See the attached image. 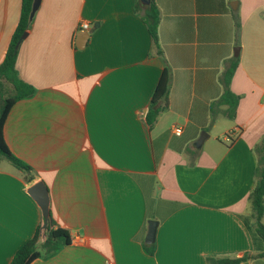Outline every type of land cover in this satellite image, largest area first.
<instances>
[{
  "label": "crops",
  "instance_id": "obj_1",
  "mask_svg": "<svg viewBox=\"0 0 264 264\" xmlns=\"http://www.w3.org/2000/svg\"><path fill=\"white\" fill-rule=\"evenodd\" d=\"M137 2L42 0L35 13L16 69L36 92L4 125L9 150L32 172L0 167V264L40 224L26 192L38 181L71 244L31 264H208L246 254L242 264H264L248 203L264 136V0H155L162 55ZM21 5L0 0V64ZM230 59L239 62L232 119L227 105L212 110ZM166 68L169 108L150 129ZM150 220L159 222L153 255L143 249Z\"/></svg>",
  "mask_w": 264,
  "mask_h": 264
},
{
  "label": "trees",
  "instance_id": "obj_2",
  "mask_svg": "<svg viewBox=\"0 0 264 264\" xmlns=\"http://www.w3.org/2000/svg\"><path fill=\"white\" fill-rule=\"evenodd\" d=\"M32 4L33 0H22L17 27L11 37L5 58L0 64V155L24 174H30L32 169L16 158L9 150L4 139V125L13 105L19 100L32 97L36 92L34 86L19 78L16 69V60L22 42V36L32 25ZM136 12L147 25L156 53L162 55L163 52L158 37L161 13L155 0H151V4L148 7H144L140 0H138ZM238 63V59H230L225 62L224 71L220 76L223 94L220 99L215 101L212 105V110L217 104L227 105L228 109L226 115L231 119L235 117V111L240 99L239 96L232 92L230 87ZM170 88L171 73L169 69L166 68L158 82L148 112L145 116L146 124L150 129L155 126L159 116L169 108ZM257 159L258 164L254 186L249 194L248 203L250 205V215L253 219L252 227L256 235L264 242V136L257 147ZM31 180V176L27 177L28 182H31ZM43 223L44 217L42 215L40 224L36 228L33 236L17 249L9 264H31L36 259L55 254L71 244L70 233L57 225L51 213L45 226V238L42 241L40 233ZM143 249L149 255H153L155 252L154 244H144ZM259 256L264 257V252L260 253ZM250 257L249 254L243 257H208L207 263L242 264L249 260Z\"/></svg>",
  "mask_w": 264,
  "mask_h": 264
},
{
  "label": "water",
  "instance_id": "obj_3",
  "mask_svg": "<svg viewBox=\"0 0 264 264\" xmlns=\"http://www.w3.org/2000/svg\"><path fill=\"white\" fill-rule=\"evenodd\" d=\"M42 0H33L32 4V11H31V20H33L35 13L39 9ZM141 4L144 7H148L151 4V0H140ZM98 26V24H97ZM27 32H25L22 36V39L26 38ZM89 33L85 32V34H81L80 41L77 42V47L82 48L88 39ZM236 56V55H235ZM208 137L206 132H203L199 139L196 141L195 146L196 148H201L205 139ZM26 192L32 199L36 202L40 211L44 217L43 227L41 229V240L43 241L45 238V226L50 216V194L48 188L42 181L35 182L31 184L27 189ZM159 222L156 220L148 221V232L145 239V243L147 245H152L155 243L156 240V232L158 229Z\"/></svg>",
  "mask_w": 264,
  "mask_h": 264
},
{
  "label": "built area",
  "instance_id": "obj_4",
  "mask_svg": "<svg viewBox=\"0 0 264 264\" xmlns=\"http://www.w3.org/2000/svg\"><path fill=\"white\" fill-rule=\"evenodd\" d=\"M81 28L88 31L90 28V25L88 23H82ZM174 133L179 136L182 134V129L180 127L174 128ZM77 238L78 237H74L72 240L74 241Z\"/></svg>",
  "mask_w": 264,
  "mask_h": 264
},
{
  "label": "rangeland",
  "instance_id": "obj_5",
  "mask_svg": "<svg viewBox=\"0 0 264 264\" xmlns=\"http://www.w3.org/2000/svg\"><path fill=\"white\" fill-rule=\"evenodd\" d=\"M0 167L6 168V169H12L14 171V168L11 165V163L8 160H6L5 158H3L1 155H0Z\"/></svg>",
  "mask_w": 264,
  "mask_h": 264
}]
</instances>
